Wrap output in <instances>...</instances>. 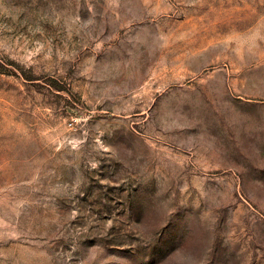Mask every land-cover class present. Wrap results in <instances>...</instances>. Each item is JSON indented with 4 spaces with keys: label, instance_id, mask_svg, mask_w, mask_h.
<instances>
[{
    "label": "rangeland",
    "instance_id": "rangeland-1",
    "mask_svg": "<svg viewBox=\"0 0 264 264\" xmlns=\"http://www.w3.org/2000/svg\"><path fill=\"white\" fill-rule=\"evenodd\" d=\"M0 264H264V0H0Z\"/></svg>",
    "mask_w": 264,
    "mask_h": 264
}]
</instances>
